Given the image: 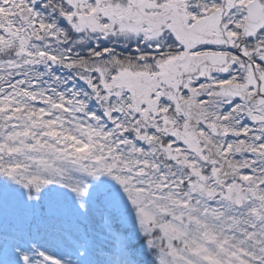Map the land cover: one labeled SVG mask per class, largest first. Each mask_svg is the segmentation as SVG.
Instances as JSON below:
<instances>
[{
	"label": "snow or ice",
	"instance_id": "1",
	"mask_svg": "<svg viewBox=\"0 0 264 264\" xmlns=\"http://www.w3.org/2000/svg\"><path fill=\"white\" fill-rule=\"evenodd\" d=\"M0 264H264V0H0Z\"/></svg>",
	"mask_w": 264,
	"mask_h": 264
}]
</instances>
